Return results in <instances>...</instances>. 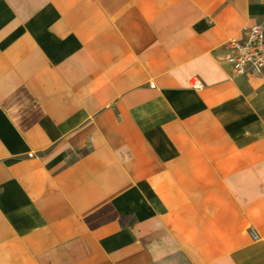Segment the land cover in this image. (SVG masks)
Masks as SVG:
<instances>
[{"label":"crops","instance_id":"crops-1","mask_svg":"<svg viewBox=\"0 0 264 264\" xmlns=\"http://www.w3.org/2000/svg\"><path fill=\"white\" fill-rule=\"evenodd\" d=\"M262 22L264 0H0V264H264V72L227 61Z\"/></svg>","mask_w":264,"mask_h":264},{"label":"built area","instance_id":"built-area-1","mask_svg":"<svg viewBox=\"0 0 264 264\" xmlns=\"http://www.w3.org/2000/svg\"><path fill=\"white\" fill-rule=\"evenodd\" d=\"M227 49V61L236 74L264 72V22L245 27L241 38L228 41ZM192 86L201 88V80L193 78Z\"/></svg>","mask_w":264,"mask_h":264}]
</instances>
